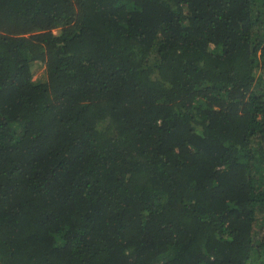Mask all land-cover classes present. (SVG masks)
<instances>
[{
  "label": "trees",
  "instance_id": "trees-1",
  "mask_svg": "<svg viewBox=\"0 0 264 264\" xmlns=\"http://www.w3.org/2000/svg\"><path fill=\"white\" fill-rule=\"evenodd\" d=\"M0 264H264V0H0Z\"/></svg>",
  "mask_w": 264,
  "mask_h": 264
},
{
  "label": "rangeland",
  "instance_id": "rangeland-1",
  "mask_svg": "<svg viewBox=\"0 0 264 264\" xmlns=\"http://www.w3.org/2000/svg\"><path fill=\"white\" fill-rule=\"evenodd\" d=\"M37 68H35L33 70V79H39L43 76V68L44 67H38V65L36 66Z\"/></svg>",
  "mask_w": 264,
  "mask_h": 264
}]
</instances>
